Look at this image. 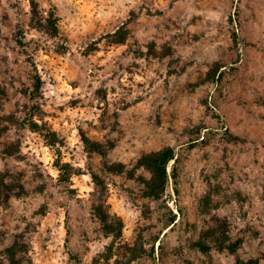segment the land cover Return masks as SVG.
Segmentation results:
<instances>
[{
	"label": "rangeland",
	"instance_id": "obj_1",
	"mask_svg": "<svg viewBox=\"0 0 264 264\" xmlns=\"http://www.w3.org/2000/svg\"><path fill=\"white\" fill-rule=\"evenodd\" d=\"M0 264H264V0H0Z\"/></svg>",
	"mask_w": 264,
	"mask_h": 264
},
{
	"label": "trees",
	"instance_id": "obj_2",
	"mask_svg": "<svg viewBox=\"0 0 264 264\" xmlns=\"http://www.w3.org/2000/svg\"><path fill=\"white\" fill-rule=\"evenodd\" d=\"M53 27L57 31V27L55 25ZM36 87L40 89V84L38 83ZM93 150L100 153L104 152L102 146L98 144L94 145ZM178 162L179 157L173 147H167L157 153L142 157L139 163L152 172V178L148 181L150 196L159 197L167 191L171 179H177ZM171 164L172 170L170 171ZM232 252L235 250L232 249Z\"/></svg>",
	"mask_w": 264,
	"mask_h": 264
}]
</instances>
